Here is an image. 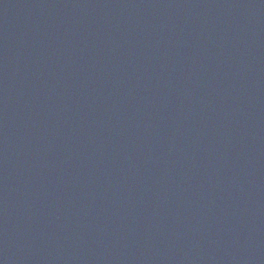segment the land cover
Instances as JSON below:
<instances>
[{"label":"water","instance_id":"obj_1","mask_svg":"<svg viewBox=\"0 0 264 264\" xmlns=\"http://www.w3.org/2000/svg\"><path fill=\"white\" fill-rule=\"evenodd\" d=\"M0 264H264V0H0Z\"/></svg>","mask_w":264,"mask_h":264}]
</instances>
